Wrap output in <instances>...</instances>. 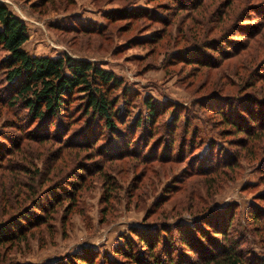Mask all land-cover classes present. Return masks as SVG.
<instances>
[{
  "label": "rangeland",
  "instance_id": "rangeland-1",
  "mask_svg": "<svg viewBox=\"0 0 264 264\" xmlns=\"http://www.w3.org/2000/svg\"><path fill=\"white\" fill-rule=\"evenodd\" d=\"M197 1L0 0L25 23L27 54L95 63L121 80L113 97L125 101L114 130L80 97L59 121L36 120L0 69V223L15 225L0 264L90 253L99 264H201L234 242L264 260L251 218L264 213V0ZM149 100L156 112L136 129ZM203 219L232 221L225 236L197 224L199 241L189 226ZM177 223L198 254L178 244Z\"/></svg>",
  "mask_w": 264,
  "mask_h": 264
},
{
  "label": "trees",
  "instance_id": "trees-1",
  "mask_svg": "<svg viewBox=\"0 0 264 264\" xmlns=\"http://www.w3.org/2000/svg\"><path fill=\"white\" fill-rule=\"evenodd\" d=\"M195 2L199 3L197 0ZM27 41L25 23L14 15L6 5L0 3V50L7 53L0 63V69L6 70L8 87L12 89L14 95V97H11L12 102L17 103L18 100L33 119L47 120V122L51 123L56 120L59 121L60 115L69 114L70 104L74 98L80 97L84 104L85 114H89L91 118L103 119L104 127L114 130V121L118 120L121 123L125 101L119 103V100L113 97V92L119 89L122 83L111 71L105 70L90 61L75 60L67 55L62 57L29 55L22 49ZM257 105L260 108L258 110L261 113V117L264 119V111L262 110L264 105L261 103ZM156 107V104L150 100L145 102L148 118L134 121L136 129L151 123L149 118H153ZM251 122L259 124V121L255 119ZM51 201L55 200L51 199ZM39 210L40 212H45L41 207ZM259 215H253L251 218L252 221L259 219L264 230V213H259ZM21 219L26 220L25 217H21ZM231 221L232 219L225 221L227 229H215L213 226L214 221L209 219H203L189 227L194 232H197L196 235L199 241H203L207 237L197 228V224L203 225L205 231L209 230L213 235L225 236ZM9 227L15 228L14 223L10 220L9 222L0 223V241H7V239L12 237L9 233ZM173 227L177 231L176 234L181 236L180 238L177 235L178 244L188 251L198 254V251L191 249V239H188L186 225L177 223ZM23 229L17 228L15 230L21 231ZM137 237L143 247L153 248L155 246V239L157 238L153 237V235H147L146 238L138 233ZM168 244H170L169 241H162L160 254L165 257L167 253L165 250L168 247L167 257L170 258L177 251L175 249L170 251ZM243 244L242 242H234L232 245L230 244L222 249L217 247L218 250L214 253L204 251L206 253L198 257L197 262L201 264H264V260L260 259V257L253 254H250V257L240 251L239 247ZM115 253L116 256L123 255L122 252L115 251ZM97 257L93 253L80 254L76 255L73 261H77L78 264L80 262L95 264ZM97 260L99 264V257ZM136 261L144 264V259L140 257L134 259L133 263ZM106 264L110 263L106 262ZM156 264H162V262H156Z\"/></svg>",
  "mask_w": 264,
  "mask_h": 264
}]
</instances>
